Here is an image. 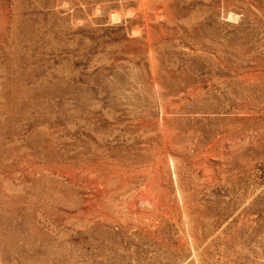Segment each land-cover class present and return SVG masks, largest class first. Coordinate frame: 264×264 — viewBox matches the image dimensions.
Listing matches in <instances>:
<instances>
[{
  "label": "rangeland",
  "instance_id": "obj_1",
  "mask_svg": "<svg viewBox=\"0 0 264 264\" xmlns=\"http://www.w3.org/2000/svg\"><path fill=\"white\" fill-rule=\"evenodd\" d=\"M0 264H264V0H0Z\"/></svg>",
  "mask_w": 264,
  "mask_h": 264
}]
</instances>
